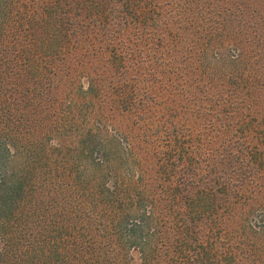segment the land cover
I'll return each instance as SVG.
<instances>
[{
  "label": "trees",
  "instance_id": "16d2710c",
  "mask_svg": "<svg viewBox=\"0 0 264 264\" xmlns=\"http://www.w3.org/2000/svg\"><path fill=\"white\" fill-rule=\"evenodd\" d=\"M215 1L0 0V264H264V54Z\"/></svg>",
  "mask_w": 264,
  "mask_h": 264
},
{
  "label": "rangeland",
  "instance_id": "374dc122",
  "mask_svg": "<svg viewBox=\"0 0 264 264\" xmlns=\"http://www.w3.org/2000/svg\"><path fill=\"white\" fill-rule=\"evenodd\" d=\"M216 4L225 3L227 7L233 8L238 7L240 9L239 15L229 16L227 19L229 24H242V38L245 42L244 48L242 49L243 56L242 60L239 63L232 64L231 59H235L232 56L236 57L242 52L237 49L236 45H234L232 39L234 37L240 36L234 32V29H229V37L226 38L223 35V38L219 41L220 43V52L223 54L226 60H228V64L231 70H234L238 67H246L250 68V61L254 62V48H257L260 53L264 54V0H217ZM222 5V4H221ZM238 16V17H237ZM225 44V47L223 45ZM224 64L219 65L220 68H223ZM224 69V68H223ZM2 95V92H0ZM0 99L1 108L5 105V98ZM3 101V104H2ZM254 239V238H253ZM255 240L260 243L264 247V232L255 236ZM3 248V243L0 238V253Z\"/></svg>",
  "mask_w": 264,
  "mask_h": 264
}]
</instances>
